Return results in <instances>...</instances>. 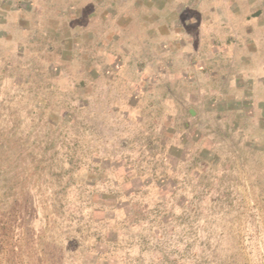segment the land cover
<instances>
[{
	"label": "rangeland",
	"instance_id": "1",
	"mask_svg": "<svg viewBox=\"0 0 264 264\" xmlns=\"http://www.w3.org/2000/svg\"><path fill=\"white\" fill-rule=\"evenodd\" d=\"M0 264H264V0H0Z\"/></svg>",
	"mask_w": 264,
	"mask_h": 264
},
{
	"label": "water",
	"instance_id": "2",
	"mask_svg": "<svg viewBox=\"0 0 264 264\" xmlns=\"http://www.w3.org/2000/svg\"><path fill=\"white\" fill-rule=\"evenodd\" d=\"M192 115V114H191Z\"/></svg>",
	"mask_w": 264,
	"mask_h": 264
}]
</instances>
